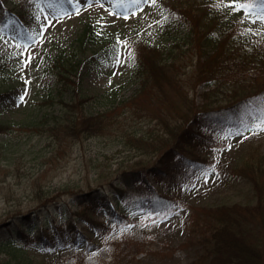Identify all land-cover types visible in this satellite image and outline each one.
<instances>
[{
    "label": "rangeland",
    "instance_id": "1",
    "mask_svg": "<svg viewBox=\"0 0 264 264\" xmlns=\"http://www.w3.org/2000/svg\"><path fill=\"white\" fill-rule=\"evenodd\" d=\"M93 1L0 0V124L7 125L0 131V221L26 212L49 197L57 196L61 201L55 212L51 207L40 216L31 232L14 230L4 235L18 241L14 243L24 249L26 257L39 264H189L199 248L190 214L200 212L203 207L239 205L236 212L230 213L236 218L234 222L244 225L250 221L242 207L254 205L256 200L251 184L236 169L249 157L257 153L264 155V111L239 128L214 132L212 145L197 142L184 145L189 155L211 162L190 181L170 183L176 168L163 181L148 176V183L159 193L176 196L182 202L174 212L165 216L145 213L138 197L146 193L130 190L134 195L131 199L118 200L117 217L109 208L99 207L88 212L89 219L98 225L100 235L83 219L75 218L73 223L78 232L70 229L62 236L61 243L51 231V225L64 229L62 213L77 209L69 194L95 187L145 157L121 142L128 130L146 128L139 115L154 105L147 103L144 97L148 94H144L138 98L140 108L136 111L128 112L126 105L107 112L101 121L104 126L101 135L88 138L83 132L84 124L78 118H69L71 125L77 120L75 127L81 126L77 133L85 134L84 138L76 140L68 134L67 138L55 136L49 130L50 116L59 115L61 108L43 99L54 93L52 88L56 83L47 68L51 56L59 48L67 51L87 23L110 33L121 22L135 27L143 24L144 42L164 46L176 41L188 28L174 18L167 27L169 33L163 32L166 4L176 0H155L154 3L153 0H96L98 5L94 6ZM248 12L246 20L252 33L264 29V22L258 19L264 10L255 6ZM78 57L81 62L76 78L81 92L95 99L86 104V113L95 114L108 107L100 101L112 86L120 87L121 99L139 90V79L132 74L133 52L123 42L119 46L88 45ZM182 72L176 81L183 85L188 97H193L196 104L201 103L200 93L209 87L193 77L191 66ZM176 81L174 85L164 83V90L174 94L179 90ZM160 109L166 117L172 113L167 104ZM42 113L44 118L39 121ZM115 203L110 200V208ZM45 215L49 222L39 226ZM39 228L47 235L48 243L37 239ZM7 257L1 250L0 260Z\"/></svg>",
    "mask_w": 264,
    "mask_h": 264
},
{
    "label": "trees",
    "instance_id": "2",
    "mask_svg": "<svg viewBox=\"0 0 264 264\" xmlns=\"http://www.w3.org/2000/svg\"><path fill=\"white\" fill-rule=\"evenodd\" d=\"M218 2L221 4L217 5ZM236 2L245 3L247 0ZM233 6V0H176L167 3L162 18L164 34L169 33L167 27L174 18L180 22L178 24L188 27L168 46L145 43L143 32L146 28L143 24L135 27L121 22L120 27L110 33L87 23L67 51L59 48L51 56L47 68L55 76L56 83L52 88L54 93L50 92L43 99L61 108L59 115L50 116L52 123L49 130L55 136L67 138L70 135L76 140L84 138L85 134L77 133V128L81 129V126L75 127L77 120L71 125L67 121L69 118H78L84 124L83 132L88 138L101 135L104 130L101 121L107 112L126 105L128 112L136 111L140 108L138 98L144 94H148L144 97L147 103L154 105L152 109H147V113L143 111L144 114L139 115L146 128L139 129L141 133L136 129L128 130L121 142L124 147L135 148L145 157L95 187L69 194L77 209L62 213L64 229L51 225V231L61 243L62 236L70 229L78 232L73 223L75 218L83 219L100 235L98 225L89 219L88 212L102 207L115 214L119 199L134 196L129 193L130 190L146 193L138 197L140 208L145 213L165 216L174 212L182 202L176 196L159 193L148 183V176L163 181L162 178L176 168L177 171L170 176V183L190 181L207 169L211 162L207 158L189 155L184 145L193 142L212 145L214 132L239 128L264 111V29L252 33L246 20L250 9L233 11ZM256 6H259V0H256ZM122 42L133 52L135 63L132 74L139 79V90L129 98L121 99L120 87L112 86L100 101L101 105L108 107L95 114L86 113V104L95 99L81 92L79 79L76 78L81 62L79 52L92 44L97 47L107 43L119 46ZM189 66L193 68V77L209 87L200 93L202 102L199 104L194 102L193 97H188L183 85L176 81ZM175 81L179 90L169 94L163 84L174 85ZM222 83L226 84L222 85L224 88ZM175 94L177 97H172ZM221 101L224 103L220 104ZM165 104L172 109L168 117L160 109ZM42 118L44 113L38 120ZM6 128L7 125L0 124V131ZM202 130L205 133H201ZM236 171L251 184L256 200L254 205L242 207L248 213L246 219L250 221L244 225L234 222L236 218L230 213L236 212L239 205L203 207L200 212L190 214L195 243L199 248L189 264H264V155L257 153L255 157H249ZM58 198H46L36 207L0 221V252L4 250L8 255L0 260V264H39L26 257L24 249L14 243L18 241L8 239L4 234L14 230L26 234L31 232L43 213L51 207L56 211V205L61 202ZM110 200L116 201L114 209L110 208ZM47 216L39 221V226L49 222ZM37 239L48 243L47 235L41 228Z\"/></svg>",
    "mask_w": 264,
    "mask_h": 264
},
{
    "label": "snow or ice",
    "instance_id": "3",
    "mask_svg": "<svg viewBox=\"0 0 264 264\" xmlns=\"http://www.w3.org/2000/svg\"><path fill=\"white\" fill-rule=\"evenodd\" d=\"M155 2V0H153V3ZM233 4L234 6L232 7L233 11H239L241 9H251L253 7L256 6V0H247V2L245 3H237L236 0H233ZM231 6V5H229ZM259 6L262 10H264V0H259ZM79 8L76 9L77 14L79 13ZM246 17L248 15V13L246 12ZM258 19L261 22H264V15H258ZM21 101L23 100V97L20 98Z\"/></svg>",
    "mask_w": 264,
    "mask_h": 264
},
{
    "label": "bare ground",
    "instance_id": "4",
    "mask_svg": "<svg viewBox=\"0 0 264 264\" xmlns=\"http://www.w3.org/2000/svg\"><path fill=\"white\" fill-rule=\"evenodd\" d=\"M96 2V0H94L93 2H92V5L94 6V5H98L97 3H95ZM65 18V17H64Z\"/></svg>",
    "mask_w": 264,
    "mask_h": 264
}]
</instances>
